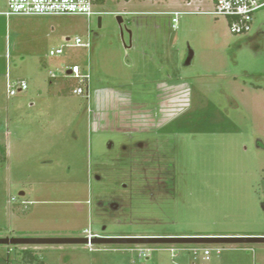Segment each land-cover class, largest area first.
<instances>
[{"label":"rangeland","instance_id":"1","mask_svg":"<svg viewBox=\"0 0 264 264\" xmlns=\"http://www.w3.org/2000/svg\"><path fill=\"white\" fill-rule=\"evenodd\" d=\"M102 1L90 19L0 16V239L108 242L0 245V264L25 249L44 264H264V243L116 242L264 236V8L237 35L202 13L213 0ZM73 64L90 65L89 100Z\"/></svg>","mask_w":264,"mask_h":264},{"label":"built area","instance_id":"2","mask_svg":"<svg viewBox=\"0 0 264 264\" xmlns=\"http://www.w3.org/2000/svg\"><path fill=\"white\" fill-rule=\"evenodd\" d=\"M102 0H7V9L5 16H83L90 19L93 16H102L103 13L97 12L95 8L101 4ZM214 8L205 14H211L215 17H225L229 19L230 29L233 34H248L252 30L254 15L264 8V0H213ZM175 16L173 23L178 22V17L182 12L170 13ZM68 42L71 41L68 39ZM68 44L67 47H83L90 49V42L85 43L81 38H76L74 44ZM62 48L51 50L50 55L57 57L63 55ZM70 71V74L68 72ZM66 77L75 81L76 86L72 88V93L77 96H83L90 99L91 68L73 64L67 67ZM54 76V75H53ZM9 95L15 96L18 92L27 90V84L24 82L9 84ZM170 252L175 253L177 249L170 248ZM200 249H194L193 254L197 255ZM142 256L149 253L148 250H140ZM205 259L209 260L211 249H202ZM217 254L221 249H216Z\"/></svg>","mask_w":264,"mask_h":264},{"label":"water","instance_id":"3","mask_svg":"<svg viewBox=\"0 0 264 264\" xmlns=\"http://www.w3.org/2000/svg\"><path fill=\"white\" fill-rule=\"evenodd\" d=\"M117 20L121 26V35L124 37V20L122 16H118ZM99 27H101V18H99ZM129 49L130 47H126ZM70 74V71L68 72ZM100 242H108L103 239H82V238H5L0 239V245H23V246H37V245H65V244H94ZM116 242L124 243H159V244H259L264 243V236H240V237H155V238H133V239H119Z\"/></svg>","mask_w":264,"mask_h":264},{"label":"trees","instance_id":"4","mask_svg":"<svg viewBox=\"0 0 264 264\" xmlns=\"http://www.w3.org/2000/svg\"><path fill=\"white\" fill-rule=\"evenodd\" d=\"M103 1H101L102 3ZM3 154H5V152H3ZM24 252V263L25 264H44L43 262H41V260H39V258L37 257V255L35 254V251L31 250V249H25L23 250Z\"/></svg>","mask_w":264,"mask_h":264},{"label":"crops","instance_id":"5","mask_svg":"<svg viewBox=\"0 0 264 264\" xmlns=\"http://www.w3.org/2000/svg\"><path fill=\"white\" fill-rule=\"evenodd\" d=\"M202 3V0H186L185 1V4H186V7L191 8L193 7L194 5H197V4H201ZM174 12H182V13H187L185 11H182V10H177V11H174ZM174 12H171V13H174ZM189 13H193L192 11L188 10V14ZM202 13H206V11L202 12ZM0 16H5L4 15V12L0 13Z\"/></svg>","mask_w":264,"mask_h":264}]
</instances>
